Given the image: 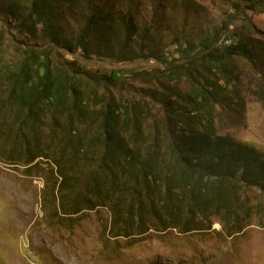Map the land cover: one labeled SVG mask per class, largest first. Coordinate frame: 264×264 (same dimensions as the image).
Wrapping results in <instances>:
<instances>
[{"label": "trees", "instance_id": "trees-1", "mask_svg": "<svg viewBox=\"0 0 264 264\" xmlns=\"http://www.w3.org/2000/svg\"><path fill=\"white\" fill-rule=\"evenodd\" d=\"M248 1L249 11L264 10V0ZM124 2L0 0V57L7 34L16 50L0 67V117L11 113L20 139L26 130L37 133L44 116L51 118L53 130L62 132L55 160L58 198L76 214L117 196L114 237L152 229L206 231L213 219L230 234L243 233L253 217H264V153L219 134L218 110L229 96L239 99V60L251 65L259 83L254 94L264 103V48L245 37L247 23L245 32L232 36L235 43L226 39L220 47L219 33L198 44L178 39L174 58L156 51L158 37L136 22ZM233 6L231 12L245 20L240 6ZM75 8L77 28L70 32L60 18ZM81 56L111 63L155 60L164 69L96 74L66 59ZM136 80L153 85L126 98L113 91L133 93L128 81ZM69 149L85 166L75 171L81 184L72 182L64 163Z\"/></svg>", "mask_w": 264, "mask_h": 264}, {"label": "rangeland", "instance_id": "rangeland-1", "mask_svg": "<svg viewBox=\"0 0 264 264\" xmlns=\"http://www.w3.org/2000/svg\"><path fill=\"white\" fill-rule=\"evenodd\" d=\"M124 3L132 8L136 22L141 27H150L158 37L156 51L167 50V55L174 58H179L175 46L178 39L198 44L219 33L216 47H220L226 39L235 43L232 36L245 32L247 23L251 31L245 37L264 48V10L249 11L252 6L248 0H125ZM234 4L245 13V20L240 18L244 17L242 14L236 16L231 12ZM114 9L118 11L121 5L118 3ZM73 13L60 18L70 32L77 28L74 19L78 11ZM11 39L7 34L0 67L16 55ZM110 48H105L106 54L111 53ZM66 59L77 60L76 65L96 74L105 70L138 73L155 67L164 69L155 60L111 63L82 56ZM238 63L242 78L236 94L239 101L229 96L230 103L219 108L217 129L219 134H230L264 153V103L254 94L259 83L249 63L242 60ZM128 82L133 85V93L127 89L113 90L119 98L132 97L134 90L153 85L137 80ZM180 88L186 90V86ZM14 121L8 112L0 117V264H264L263 216L253 217L243 233L235 235L213 219L206 231L182 234L179 230L152 229L143 235L114 237L111 207L117 196L109 195L108 199L98 201L106 206L69 214L67 201L57 196L61 180L55 160L62 153L61 129L54 131L51 118L44 116L37 133L26 130L20 139L12 130ZM32 159L37 160L29 164ZM18 160L19 164H13L12 161ZM65 162L72 182L81 184L75 171L85 166H78L80 159L70 149Z\"/></svg>", "mask_w": 264, "mask_h": 264}]
</instances>
